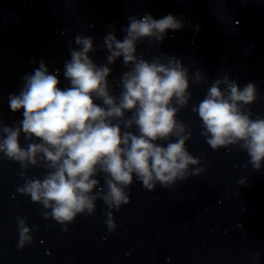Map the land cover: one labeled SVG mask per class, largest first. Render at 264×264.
Segmentation results:
<instances>
[{
	"label": "clouds",
	"instance_id": "9594fccd",
	"mask_svg": "<svg viewBox=\"0 0 264 264\" xmlns=\"http://www.w3.org/2000/svg\"><path fill=\"white\" fill-rule=\"evenodd\" d=\"M183 27L184 21L171 14L160 19L149 13L130 16L122 40L110 26L102 46L106 63L99 65L90 56L96 50L93 37L77 35L78 47L70 49V60L64 64L67 87L59 86V69L50 74L41 61L24 77L19 94H10L11 111L22 109L23 118L13 125L0 120V159L19 163L24 184L17 191L42 205L45 220L56 221L67 232L78 215L94 214L97 200H102L111 232L117 227L112 210L130 202L126 189L134 176L154 191L157 184L171 188L206 171L202 157H194L186 147L192 132L177 119L191 99L189 69L176 57L149 61L138 53V44L145 40L159 44L168 30ZM120 58L128 70L120 76L119 95H114L110 65ZM204 80L205 74L197 70L194 82ZM257 98L254 83L241 88L225 74L210 84L192 109L213 150L238 146L255 170L264 164V117L253 119L246 106ZM29 167L44 169L42 177H28ZM17 221V247L23 249L33 243L32 229L25 218Z\"/></svg>",
	"mask_w": 264,
	"mask_h": 264
}]
</instances>
